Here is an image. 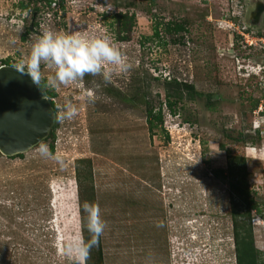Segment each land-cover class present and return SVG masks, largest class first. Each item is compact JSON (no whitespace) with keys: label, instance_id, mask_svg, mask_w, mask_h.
<instances>
[{"label":"rangeland","instance_id":"374dc122","mask_svg":"<svg viewBox=\"0 0 264 264\" xmlns=\"http://www.w3.org/2000/svg\"><path fill=\"white\" fill-rule=\"evenodd\" d=\"M18 4L0 0V66L21 67L42 32L53 30L107 35L131 67L109 84L85 74L52 88L53 69L41 65L38 83L54 92L46 96L54 150L46 137L21 155L0 152V264H86L77 247L85 242L80 202L97 204L105 223L90 262L99 247L101 264H235L228 179L216 174L227 153L246 160L259 206L254 245L264 253V0ZM118 11L135 15L126 41L116 37ZM168 22L187 30L166 33ZM172 79L198 94H184L175 114L163 106V125L151 131L146 107L164 103ZM65 102L77 109L71 120L58 119Z\"/></svg>","mask_w":264,"mask_h":264},{"label":"clouds","instance_id":"9594fccd","mask_svg":"<svg viewBox=\"0 0 264 264\" xmlns=\"http://www.w3.org/2000/svg\"><path fill=\"white\" fill-rule=\"evenodd\" d=\"M42 64L53 69L52 75L47 77V83L52 88L68 86L81 80L85 74L99 76L105 84H109L114 76L127 73L131 67L120 48L107 35L87 36L79 32L53 30H44L32 44L21 69H26L27 74L38 83ZM85 95L89 103L97 99L93 92ZM76 114V107L65 102L58 119L71 120ZM38 152L43 157L49 156L47 145H40ZM82 210L86 213V230L91 234L92 241L80 242L77 247L87 255L92 243L103 232L105 223L97 204L85 203Z\"/></svg>","mask_w":264,"mask_h":264},{"label":"trees","instance_id":"16d2710c","mask_svg":"<svg viewBox=\"0 0 264 264\" xmlns=\"http://www.w3.org/2000/svg\"><path fill=\"white\" fill-rule=\"evenodd\" d=\"M33 1L34 0H19L18 5L21 9L25 10ZM47 2L50 4L52 0H47ZM114 17L119 23L118 33L116 34L117 39L120 41L128 40L129 36L127 32L131 30V27L135 22V15L133 13L128 15L127 12L118 11L115 13ZM159 26L160 24L157 22L153 31V36L157 38H160ZM164 29L166 30V33L172 34L182 33L187 30L186 25L181 22H168L166 23ZM3 64L10 65V62L9 60H4ZM37 84L43 91L44 95L47 96L48 92L42 89V83ZM167 85L169 87L166 89L164 103H160L156 110L151 105L146 107V121L148 124V129L151 131L153 128L157 126L162 127L163 125V106H166L170 113L175 114V107L177 103L182 100L184 94H186L189 99H193V96L198 94L192 84L183 83L176 79L168 81ZM256 105L257 104L254 103L253 108H256ZM53 128L54 127L52 126L47 136L52 139L49 145L50 152H53L54 150ZM16 155H21V153ZM216 174L223 180L226 178L228 179L226 183L228 185L229 191V208L232 233L231 237L234 248L235 264H264V253L254 245L251 216L252 214L258 212L259 206L251 195L252 192L248 186L246 160L244 156H236L227 153V167L225 169H219ZM82 206L83 202H80V209H82ZM83 212L84 211L82 210L80 213ZM82 237L85 242H88L89 236L86 226L85 228L83 227ZM84 258L86 260V264H101V249L98 247L94 262L89 261L88 253Z\"/></svg>","mask_w":264,"mask_h":264},{"label":"water","instance_id":"95a60500","mask_svg":"<svg viewBox=\"0 0 264 264\" xmlns=\"http://www.w3.org/2000/svg\"><path fill=\"white\" fill-rule=\"evenodd\" d=\"M55 118L51 102L27 71L0 66V152L23 153L48 136Z\"/></svg>","mask_w":264,"mask_h":264},{"label":"flooded vegetation","instance_id":"af4514ba","mask_svg":"<svg viewBox=\"0 0 264 264\" xmlns=\"http://www.w3.org/2000/svg\"><path fill=\"white\" fill-rule=\"evenodd\" d=\"M35 1H36L38 4H40L38 0H35ZM46 3H48L47 0H46ZM262 10H263V7H262V6H258V7L255 9L253 15H254L255 17H257V16L259 15V13H260ZM35 14H36V13H35ZM35 14H34V16H35ZM48 96H51L50 98H52V97L54 96V92H53L52 90H51V91H48Z\"/></svg>","mask_w":264,"mask_h":264},{"label":"built area","instance_id":"2783aa9c","mask_svg":"<svg viewBox=\"0 0 264 264\" xmlns=\"http://www.w3.org/2000/svg\"><path fill=\"white\" fill-rule=\"evenodd\" d=\"M39 1V3H46V0H38ZM237 2H238V0H237ZM245 42L246 43H248V45H251V42H249L247 39L245 40Z\"/></svg>","mask_w":264,"mask_h":264}]
</instances>
